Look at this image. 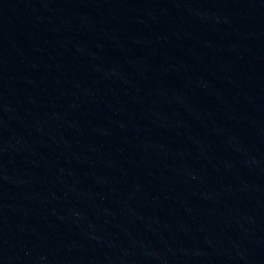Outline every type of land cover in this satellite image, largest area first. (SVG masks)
<instances>
[{"label":"water","instance_id":"obj_1","mask_svg":"<svg viewBox=\"0 0 264 264\" xmlns=\"http://www.w3.org/2000/svg\"><path fill=\"white\" fill-rule=\"evenodd\" d=\"M0 264H264V0H0Z\"/></svg>","mask_w":264,"mask_h":264}]
</instances>
